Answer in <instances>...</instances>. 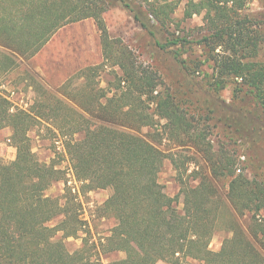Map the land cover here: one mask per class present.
I'll list each match as a JSON object with an SVG mask.
<instances>
[{
  "label": "trees",
  "instance_id": "16d2710c",
  "mask_svg": "<svg viewBox=\"0 0 264 264\" xmlns=\"http://www.w3.org/2000/svg\"><path fill=\"white\" fill-rule=\"evenodd\" d=\"M184 1L185 18L205 12L207 31L198 43L206 44L214 53L211 61L218 88L224 89L228 79L236 81L231 117L220 120L229 129L228 134L219 151L213 152L212 147L207 150L211 175L195 172V186L184 180L186 160L178 154H164L138 133L155 128L158 118L167 121V134L173 131L177 137L189 136L193 129L194 144L202 146L205 138L196 134L202 102L176 94L156 71L138 62L132 51L111 38L104 20L110 0H0V47L11 60H30L60 29L93 19L102 45V65L121 71L110 83L111 97L100 91L89 97V104L78 102V110L72 106H65L66 113L60 108L51 110L66 119L60 122L58 131H67L71 137L85 134L82 140L70 139L65 146L80 185L86 192L112 191L101 213L115 219V227L103 241L89 246L86 240L75 253L69 252L57 235L61 232L71 237L80 231L82 221L76 204L65 197L62 205L59 198L48 195L65 172L42 163L34 152L29 136L34 126L33 112L14 108L0 92V132L12 129L10 141L17 151L14 161L0 160V264H104L101 256L112 253L125 257L108 264L177 263L181 258L205 264H264V254L251 239L264 247V168L258 167L251 180L236 175L242 163L239 149L264 134V21L243 14L250 0ZM143 2L163 26L179 5L169 0ZM137 11L135 19L147 29L139 16L144 12ZM186 42L176 38L172 45L183 47ZM158 45L162 50L167 48L160 42ZM174 57L184 64L177 52ZM95 70L89 68L90 72ZM36 83L44 100L56 97ZM194 85L202 88L195 78ZM35 115L47 118L40 111ZM69 117L73 121L67 120ZM166 160L179 175L180 191L173 197L160 182ZM214 180L228 181L226 197ZM181 201L182 213L178 209ZM236 214L252 215L251 237L238 225ZM59 215L65 219L52 226ZM220 229L233 235L219 251H213L210 244Z\"/></svg>",
  "mask_w": 264,
  "mask_h": 264
},
{
  "label": "rangeland",
  "instance_id": "374dc122",
  "mask_svg": "<svg viewBox=\"0 0 264 264\" xmlns=\"http://www.w3.org/2000/svg\"><path fill=\"white\" fill-rule=\"evenodd\" d=\"M110 1L111 7L104 14V20L111 38L119 40L124 47L132 51L138 62L156 71L166 86L176 94L182 97L186 94L185 97L188 96L194 100L200 99L202 102V119L199 121V130L196 132L197 135L205 138V143L202 146L194 144L193 139L196 135L193 129L189 136L179 135L177 137L173 131V134H167L164 128L167 121L158 118H156L157 126L155 128H144L141 133H138L145 139L153 141L164 154H178L181 156V160H186L187 172L184 175V180L187 179L191 185L195 186L198 184V181L194 180V177L198 175L195 172L211 175L210 164L206 159L207 150L212 147L213 152L219 151V144L225 140L229 130L220 120L231 117L230 111L232 105L235 104L236 81L233 78L228 79L225 88L220 90L213 73L214 63L211 61V56L214 53L206 44L198 43L207 31L205 12L200 15L196 14L192 18H185L186 1L169 0L177 1L179 5L177 10L171 14L167 25L163 26L148 13L147 5L143 0ZM195 1L199 3L201 0ZM126 4H130L131 7H127ZM138 9L144 12L139 16L148 26L147 29H144L135 19V12L138 14ZM243 14L251 19L264 21V0H250ZM176 38L186 39L187 42L183 47L172 45ZM158 42L167 45L166 50H162ZM219 51L220 48L216 53ZM174 52L179 54V59L184 64H180L175 59ZM261 57L264 59V49ZM103 61L99 32L93 19L72 23L60 29L41 53L30 60L22 58L11 60L9 54L0 47V92L8 97L14 108H23V110L33 112L31 114L34 116V126L29 136L33 148L36 149L34 152L39 160L53 164L65 172L61 182L63 193L59 199L63 205L66 202L65 197L72 200L78 209L76 212L82 221V227L78 234L64 237L60 232L57 235V239H63L67 250L71 253L79 250L86 240L89 241V246L93 243L98 244L115 227V219L103 217L101 213V208L112 191L107 189L86 192L79 183L80 193L72 192L66 182V169L71 161L64 150H66L65 146L68 140H75L80 135L71 137L67 131H58V126L62 127L60 122L66 121V119L58 118L51 110L60 108L64 109V113H66L65 106H72L78 110V102L89 104V97L95 93L99 95L100 91H106L107 96L111 97L110 83L114 82L115 75H120L121 71L118 67H112L109 64L102 65ZM94 67L97 71L90 72L89 68ZM184 67H187L189 71ZM194 78L201 83L200 90L194 85ZM36 82L50 94L60 92L76 98L77 101L64 100L57 96L46 101L38 93ZM225 104L228 107H225ZM38 111L47 115V118L36 117L35 114ZM188 113L193 117L192 110ZM67 120L73 121L70 117ZM8 130L7 128L0 132V160L4 162L12 161L10 157L5 158L2 155L5 156L7 150L9 151L11 146L14 147L9 141ZM239 154L241 155L239 160L242 163L239 165L241 170H238L236 175L243 174L246 180H251L253 175H256L258 167L264 168V134L258 137V141L240 148ZM178 177L179 175L170 160H166L160 174V182L172 197L180 191ZM214 181L220 193L226 197L229 190L228 181ZM54 186H58V183L52 187L54 188ZM48 195L53 197L52 188L49 189ZM178 209L181 213L183 212L182 201L178 205ZM236 217H238V225L251 237L249 230L252 215L240 216L236 214ZM64 219V215L57 216L53 220L52 226L60 224ZM232 235L231 231L218 230L213 236L210 249L219 251L223 242L231 238ZM251 239L264 254L263 245L252 237ZM124 257L123 253H112L101 256V260L104 264H108ZM157 264L205 263L181 258L177 263L159 261Z\"/></svg>",
  "mask_w": 264,
  "mask_h": 264
},
{
  "label": "crops",
  "instance_id": "0c3cea01",
  "mask_svg": "<svg viewBox=\"0 0 264 264\" xmlns=\"http://www.w3.org/2000/svg\"><path fill=\"white\" fill-rule=\"evenodd\" d=\"M57 34V33H56ZM41 53V52H40ZM39 54V53H38ZM50 94V93H49ZM55 96H57V97H60V99H66V100H68L67 99V97L66 96H64V94H61L60 92H57V94H54ZM20 107H22V106H20ZM23 109V108H22ZM9 129V128H8ZM6 130V129H5ZM12 130V129H11ZM10 129L8 130L9 132V134H8V136H10L11 137V134H12V131H11ZM80 135L79 137H77L76 138V140L77 141H80V140H82L83 138H84V136H85V134L84 133H75V135ZM9 141H10V139H9ZM35 151H36V149H34ZM4 151V150H3ZM9 151H10V153H9ZM7 150V154L4 156V155H2V157H5V158H11L12 159V161H14L15 159H16V154H17V151H16V148H14V147H10V150ZM11 151H12V154H11ZM64 152L66 153V155L68 156V154H67V150H64ZM13 153H14V155H13ZM0 156H1V154H0ZM42 163H44L42 160H40ZM166 162V161H165ZM44 164H47V163H44ZM69 164V163H68ZM165 164V163H164ZM172 164V163H171ZM47 165H52V164H47ZM61 182L62 181H58V182H55V183H58V186H54V188L53 187H51L52 188V196H53V198H59L61 195H62V193H63V186H62V184H61ZM66 182H67V179H66ZM55 183L53 184V185H55ZM52 185V186H53ZM50 188V189H51ZM95 191H97V190H95ZM91 192H93V191H91ZM105 203V202H104ZM63 205V204H62Z\"/></svg>",
  "mask_w": 264,
  "mask_h": 264
},
{
  "label": "built area",
  "instance_id": "2783aa9c",
  "mask_svg": "<svg viewBox=\"0 0 264 264\" xmlns=\"http://www.w3.org/2000/svg\"><path fill=\"white\" fill-rule=\"evenodd\" d=\"M66 175H67V184L69 185V187H71V190L73 193L75 194H79L80 193V189H79V182L75 176V172L73 170L72 164L69 163L68 168L66 169Z\"/></svg>",
  "mask_w": 264,
  "mask_h": 264
},
{
  "label": "bare ground",
  "instance_id": "6f19581e",
  "mask_svg": "<svg viewBox=\"0 0 264 264\" xmlns=\"http://www.w3.org/2000/svg\"><path fill=\"white\" fill-rule=\"evenodd\" d=\"M80 33V32H79Z\"/></svg>",
  "mask_w": 264,
  "mask_h": 264
}]
</instances>
